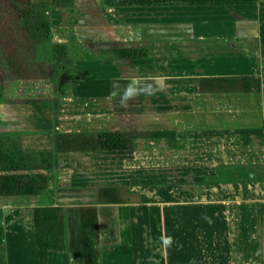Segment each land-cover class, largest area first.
Instances as JSON below:
<instances>
[{
    "label": "crops",
    "instance_id": "obj_1",
    "mask_svg": "<svg viewBox=\"0 0 264 264\" xmlns=\"http://www.w3.org/2000/svg\"><path fill=\"white\" fill-rule=\"evenodd\" d=\"M34 1L49 5V23L61 29L53 38L50 25V44L67 49L73 21L79 43H96L112 67L55 81L57 123L84 125L66 132L173 136L134 138L129 151L58 153L41 194L0 197V264H35L34 207L64 210L66 247L46 264H264V0L177 5L200 19L158 28L157 38L131 26L165 20L172 6ZM135 46L148 58L109 52Z\"/></svg>",
    "mask_w": 264,
    "mask_h": 264
},
{
    "label": "trees",
    "instance_id": "obj_2",
    "mask_svg": "<svg viewBox=\"0 0 264 264\" xmlns=\"http://www.w3.org/2000/svg\"><path fill=\"white\" fill-rule=\"evenodd\" d=\"M51 1L52 6L58 8L71 7L73 4V0ZM256 1L258 0H100V3L105 7H141L244 5ZM48 10L49 5L33 0H0V75L5 80L50 78L54 69L62 68V63L65 65L68 63L66 47L61 44H50ZM47 44H50V60L33 61L31 59L33 52H38L40 46ZM109 52L118 60L130 62L144 60L149 56L148 49L141 46L115 47ZM37 71L44 72L37 74ZM2 99L0 96V100ZM23 101L30 104L40 100ZM172 136V131L161 130L55 132L52 136L51 151L26 152L15 132L0 131V197L41 194L45 188L44 171L55 168L58 153L129 151L133 147L134 138ZM32 222L35 264H46L49 251H62L66 247L64 210L61 207H34ZM2 239L0 225V242Z\"/></svg>",
    "mask_w": 264,
    "mask_h": 264
},
{
    "label": "rangeland",
    "instance_id": "obj_3",
    "mask_svg": "<svg viewBox=\"0 0 264 264\" xmlns=\"http://www.w3.org/2000/svg\"><path fill=\"white\" fill-rule=\"evenodd\" d=\"M34 1V0H33ZM45 1V0H42ZM35 2V1H34ZM164 11L173 12V14H164L165 20H152L150 21L153 24H138L131 26V29L142 30L145 33L151 32L150 29H155L154 37L157 38L160 36V33L157 32L159 28L160 31H168L169 28L174 30V22L179 21H188V20H199L200 18H192L190 19V8L188 6H172L170 8L164 9ZM176 12V13H175ZM93 24V22H90ZM50 24V23H49ZM136 24V23H135ZM53 28V38L56 37V32L60 31L58 23L50 24ZM75 27V30H74ZM94 26H91L93 28ZM67 29L66 37L68 42L67 53L69 56V61L63 66L57 67L53 70V74L50 78H40V79H7L5 80V87L8 89V95L11 100L15 101L16 107L24 112L26 116H30L32 118H36L38 120V125L41 128V133L39 135H24L26 137L23 138L22 148L26 152H45L52 150V136L55 132L57 133H77L74 131H83L84 125L81 123V119L77 117H84L81 113L77 114L76 120L74 121L72 118L61 119L60 123H57V117L55 114L57 97H55V81L56 79L62 78L63 80H82L89 78H96L99 75H103L104 73H108L112 70L111 63L109 60L108 52L96 51L98 45L93 42H86L85 45L79 43L78 33H77V24L73 21H70L69 24L65 26ZM142 28V29H141ZM166 29V30H165ZM146 30V31H145ZM174 32V31H172ZM168 33V32H167ZM93 34V33H92ZM60 37H62L61 32L59 33ZM169 35V34H167ZM173 35V34H172ZM152 36V35H151ZM93 37V36H92ZM175 40H171L170 48L173 49L176 43ZM180 44V42H178ZM167 44V42L165 43ZM96 52V53H94ZM190 53V52H185ZM208 52H204L203 57L207 56ZM51 51L50 44L42 45L39 47L38 52H33L31 59L33 61L38 59L50 60ZM44 71H37V74H41ZM36 74V75H37ZM44 76V75H43ZM66 77V78H65ZM55 78V79H54ZM54 79V80H53ZM31 99V100H43V102H33V103H25L23 100ZM76 101V100H75ZM67 103V101H66ZM87 103L86 106L80 109V111H88ZM66 107V105H65ZM47 108L48 115H42L41 113ZM67 110V108H65ZM74 111V110H72ZM73 116V115H72ZM89 116V115H86ZM27 119V118H26ZM29 119V118H28ZM73 126V129H71ZM95 129V128H93ZM67 130H74L73 132H66ZM251 222V220H249ZM249 227V226H247ZM248 241V240H247ZM249 241L251 239L249 238Z\"/></svg>",
    "mask_w": 264,
    "mask_h": 264
},
{
    "label": "flooded vegetation",
    "instance_id": "obj_4",
    "mask_svg": "<svg viewBox=\"0 0 264 264\" xmlns=\"http://www.w3.org/2000/svg\"><path fill=\"white\" fill-rule=\"evenodd\" d=\"M7 89L5 87V79L0 75V96L3 97L0 100V131L15 132L21 142L26 137L24 136L25 134H42L38 121L26 116L24 112L16 107L15 101L10 99Z\"/></svg>",
    "mask_w": 264,
    "mask_h": 264
}]
</instances>
